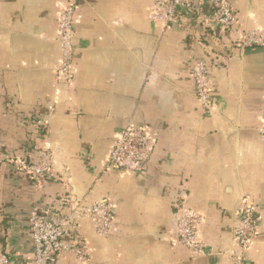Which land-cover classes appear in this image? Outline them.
<instances>
[{
  "label": "crops",
  "instance_id": "1",
  "mask_svg": "<svg viewBox=\"0 0 264 264\" xmlns=\"http://www.w3.org/2000/svg\"><path fill=\"white\" fill-rule=\"evenodd\" d=\"M238 27L264 29V0H229ZM75 6L76 56L69 81L56 75L62 8ZM152 0H0V253L32 264V214L65 196L108 200L115 230L103 238L78 223L88 264H233V232L247 206L260 218L246 264H264V47L192 22L156 25ZM198 59L210 65L209 109L196 97ZM147 127L156 144L139 177L105 168L126 126ZM53 171L25 168L42 150ZM202 216L214 254L196 258L179 243L178 209ZM56 264H79L73 254Z\"/></svg>",
  "mask_w": 264,
  "mask_h": 264
},
{
  "label": "built area",
  "instance_id": "2",
  "mask_svg": "<svg viewBox=\"0 0 264 264\" xmlns=\"http://www.w3.org/2000/svg\"><path fill=\"white\" fill-rule=\"evenodd\" d=\"M75 6L65 5L58 19V40L63 56L56 67V75L64 82L70 80L74 71L76 56L74 30ZM151 20L158 26L168 28L175 25L186 27L192 22L202 24L212 33L229 35L234 44L242 49L264 47V29L247 30L238 27V15L229 0H152ZM210 65L198 59L192 77L196 97L204 109H209L211 96L207 79ZM264 123V115H263ZM264 134V127L262 129ZM156 137L147 127L129 124L118 134L105 161V168L121 169L131 176L139 177L150 167ZM25 168L36 181L52 174L53 161L50 151L39 152L38 160L26 164ZM58 207L32 214L30 234L34 249L32 264H56L61 257L73 254L77 263L88 264L90 247L79 232L78 223L93 221L96 232L103 238L112 236L115 230L114 207L108 200H99L89 205L77 203L65 196L58 201ZM178 209L177 233L179 243L196 258L211 256L213 249L206 245L200 235L202 216L188 207L183 200L175 205ZM260 218L253 205L247 206L235 227L233 236L239 252L233 254V264H246L243 254L259 234ZM0 264H18L9 255L0 253Z\"/></svg>",
  "mask_w": 264,
  "mask_h": 264
}]
</instances>
